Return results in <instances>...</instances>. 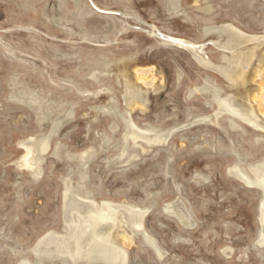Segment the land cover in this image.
I'll use <instances>...</instances> for the list:
<instances>
[{
  "label": "rangeland",
  "instance_id": "374dc122",
  "mask_svg": "<svg viewBox=\"0 0 264 264\" xmlns=\"http://www.w3.org/2000/svg\"><path fill=\"white\" fill-rule=\"evenodd\" d=\"M224 24L262 39L264 0H0V264L32 261L39 238L61 233L63 179L79 182L76 157L93 150L81 191L145 209L143 227L163 251L138 233L126 264H264L261 191L228 171L264 159V132L230 126L225 112L212 122L216 89L250 108L264 44L246 82L231 84L216 68L235 69L215 43L226 35L204 30ZM163 35L202 47L212 64ZM140 68L155 77L147 91ZM125 118L167 139L135 146L123 139ZM30 138L42 156L35 178L22 166Z\"/></svg>",
  "mask_w": 264,
  "mask_h": 264
},
{
  "label": "bare ground",
  "instance_id": "6f19581e",
  "mask_svg": "<svg viewBox=\"0 0 264 264\" xmlns=\"http://www.w3.org/2000/svg\"><path fill=\"white\" fill-rule=\"evenodd\" d=\"M204 30H214L219 34V37H221L222 34L226 35L223 41H216L215 43L224 53L223 56L226 62L233 64L234 68L239 70V73L236 75L234 73L235 69H228L216 65L218 72L231 84L237 79L245 83L247 79H245V75L248 66L253 57L256 56V49L264 44V36L261 39L257 35L245 34L232 24L211 27L206 26ZM161 40L163 44L164 42H171L182 45L185 49L189 50L203 66H210L212 64L202 53V47L196 46L192 42L184 39L170 38L165 35L161 36ZM243 43H248L244 46L251 45L252 47L250 46L245 50L243 49L244 46H242ZM226 50L230 52V55L226 53ZM254 60H256L254 64L256 66L253 76H251L255 80L259 91L254 94L252 101H249L248 107L250 108L244 109L236 106L230 94L217 98L218 90L214 89L215 91L212 90L214 91L212 96L217 99L215 100L217 108L212 122L217 123L218 116H220L222 112H225L227 113L226 117L230 126L239 127L242 126L241 123H243L250 125L255 130L264 132V123H262L259 118L261 116L264 117V53L257 55V58ZM151 71V69L141 68L136 71V76L145 86L146 91L154 85L155 77ZM128 90L130 89L128 88L126 91ZM131 96L133 95L131 94L128 96L129 102L131 101ZM245 108L247 107L245 106ZM124 121L126 124V131L124 132L123 139L127 140V138H131L134 142L133 145H135L136 140L141 139L145 140L148 144L147 146L150 147L152 143L165 142L169 134L167 131L160 134V130L156 128H140L138 125L134 124L130 118H125ZM57 125L58 121L54 124L51 131H55ZM149 133H152L150 137H148ZM38 140L39 139L36 138H30L27 140L28 143L20 142L25 150L22 156V166L25 167L34 178L40 175L42 170V166L40 165L42 156L40 154L38 156L37 154L36 157H33V152L36 150L35 145ZM48 143L49 135L39 141V151L43 155L49 145ZM146 149L147 148L142 147L143 151ZM93 152L88 155L79 154L76 157L79 159L81 166L79 171V182L72 185L69 181L63 179L64 191L62 196V212L64 214V226L61 233H58L59 231H50L39 238L33 248V260H21L18 264H42V260L55 264V259L59 260L62 264H126L127 249L125 246L131 243L134 235L138 233L155 253L159 257H162L163 251L157 245L154 238L150 236L143 227L145 209H140L136 205L128 202H114L108 199H102L98 202L97 199H94L93 196L90 195L91 192L89 190L87 191V188L86 191H81L82 186L84 187L83 181L85 176L87 177L85 169H87L88 166L85 167V165L93 157ZM34 155H36V153ZM245 168L235 165L229 168L228 171L242 183L261 191V198L258 204V219L260 224V239L258 242L264 243V159L258 163L249 165L248 169L246 168L247 170ZM118 237L121 239V242L118 241Z\"/></svg>",
  "mask_w": 264,
  "mask_h": 264
}]
</instances>
